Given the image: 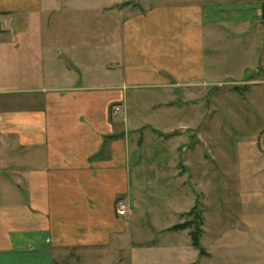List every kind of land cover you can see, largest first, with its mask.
<instances>
[{
    "label": "crops",
    "instance_id": "obj_1",
    "mask_svg": "<svg viewBox=\"0 0 264 264\" xmlns=\"http://www.w3.org/2000/svg\"><path fill=\"white\" fill-rule=\"evenodd\" d=\"M165 3L148 22L124 24L122 46L143 42L151 61H166L146 71L194 88L264 67V0ZM59 13L56 0H0V264H133L152 234L140 222L157 215L135 212L140 148L131 150V122L110 112L141 68L124 54L110 60L108 34L46 35L62 27L46 18Z\"/></svg>",
    "mask_w": 264,
    "mask_h": 264
},
{
    "label": "rangeland",
    "instance_id": "obj_2",
    "mask_svg": "<svg viewBox=\"0 0 264 264\" xmlns=\"http://www.w3.org/2000/svg\"><path fill=\"white\" fill-rule=\"evenodd\" d=\"M165 1L56 0L61 13L46 18L62 27L47 29L46 35L93 40L108 34L110 60L124 54L141 68L124 85V103L114 105L119 114L113 115L114 107L110 112L111 120L126 119L131 122L127 131L136 132L130 147L140 149L130 164L143 172L137 171L140 186L134 198L140 202L135 212L157 215L154 222H140L142 230L150 225L152 234L147 228L142 242L148 248L136 254L133 264H264V67L194 88L183 82L170 86L174 81L164 74L146 71L164 67L166 61H151L143 42L122 46L124 24L148 22V12L165 9ZM205 5L206 12L212 9ZM171 167H177L181 181L170 182ZM177 225L185 229L170 230ZM173 246L179 251H171Z\"/></svg>",
    "mask_w": 264,
    "mask_h": 264
},
{
    "label": "built area",
    "instance_id": "obj_3",
    "mask_svg": "<svg viewBox=\"0 0 264 264\" xmlns=\"http://www.w3.org/2000/svg\"><path fill=\"white\" fill-rule=\"evenodd\" d=\"M120 112V107H114L112 113L114 116H117ZM126 202L124 201H118L116 204V216L120 217V218H124L126 216H129L130 214V209L129 206L127 204H125Z\"/></svg>",
    "mask_w": 264,
    "mask_h": 264
},
{
    "label": "trees",
    "instance_id": "obj_4",
    "mask_svg": "<svg viewBox=\"0 0 264 264\" xmlns=\"http://www.w3.org/2000/svg\"><path fill=\"white\" fill-rule=\"evenodd\" d=\"M190 214V213H189ZM200 220V219H199ZM185 225H177V226H173L172 227V229H170L171 231H174V232H176V231H181V230H184L185 229V227H184ZM193 236V235H192ZM193 239V244L195 245V246H199L198 245V240H197V238H198V236H197V234H195L193 237H192Z\"/></svg>",
    "mask_w": 264,
    "mask_h": 264
}]
</instances>
